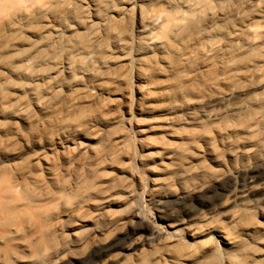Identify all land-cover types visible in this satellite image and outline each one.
I'll return each instance as SVG.
<instances>
[{
    "label": "bare ground",
    "instance_id": "1",
    "mask_svg": "<svg viewBox=\"0 0 264 264\" xmlns=\"http://www.w3.org/2000/svg\"><path fill=\"white\" fill-rule=\"evenodd\" d=\"M250 11L256 17L243 16ZM232 18L238 23L225 26ZM263 77L264 0H0V159L47 133L53 139L108 124L121 108L130 113L201 104ZM62 98L68 102L52 119L29 123L33 111ZM192 121L202 131L182 136L173 135V121L136 124L142 137L158 132L179 140L142 147L139 161L157 164L150 172L162 178L145 180L127 157L110 164L115 174L98 185L75 176L82 191L69 202L62 197L67 185L52 172L54 190L40 200L35 182L10 185L8 175L1 176L0 264L79 261L87 248L67 251L69 235L80 243L90 231L111 225L93 239V246L104 245L133 220L150 225L149 239L155 241L135 238L126 247L133 248L130 255L108 256L114 264H264V210L232 211L226 223L206 216L174 223L139 210L126 219L112 215L110 207L124 204V194H136L133 180L149 200L181 198L203 188L211 166L264 160V143L221 153L264 136V96L217 114L202 112ZM19 123L29 124L25 132ZM103 144L96 137L80 145L79 153ZM40 160L50 170L51 163ZM245 196L237 191L229 201ZM93 197L102 199L91 203Z\"/></svg>",
    "mask_w": 264,
    "mask_h": 264
},
{
    "label": "rangeland",
    "instance_id": "2",
    "mask_svg": "<svg viewBox=\"0 0 264 264\" xmlns=\"http://www.w3.org/2000/svg\"><path fill=\"white\" fill-rule=\"evenodd\" d=\"M256 15L257 13L252 11L243 14L247 18L256 17ZM237 23L238 21L232 18L225 26H232ZM2 33L4 34V30L1 31ZM128 71L131 80L134 82V69L131 65L128 67ZM259 80L258 84H254L256 80L249 79L243 82V90L234 91L228 96L206 98L201 104L177 102L175 108L164 107L141 112L132 110L130 113L121 108L118 115L108 124L90 125L78 132L53 139L47 138L49 133L44 134L40 140L22 144L14 154L0 159V178L8 175L6 178L10 185L35 182L37 184L35 189L40 200L45 192L54 190L55 185L49 180L52 172L57 176L58 181L67 185L62 197L69 202L76 200L82 191L81 186L74 184L75 176L85 178L89 184L98 185L102 180L115 174L108 167L110 164L123 163L127 157L131 158L133 168L144 174L145 180L162 178V176L153 175L150 172L151 167L159 168L157 164L139 161L142 156V147L163 146L169 143L177 144L179 140L158 132H151L142 137L137 132L136 124L157 125L163 120H167L173 121V135L198 134L202 129L195 127L192 120L202 112L217 114L240 102L264 96V77ZM108 82L112 83V81ZM67 102V99L62 98L55 106L43 112L33 111L29 123H41L46 119H52L65 108ZM28 126L29 124L19 123L17 128L21 132H25ZM13 132L11 129L8 131L9 134H13ZM96 137L102 138L104 144L95 151L80 155V145L88 143ZM262 143H264V136L247 144L223 147L221 153L227 154L236 150L253 148ZM42 157L51 163L50 170L44 168L43 162L40 160ZM103 158H105V162L99 167L96 161ZM106 158H108L107 161ZM226 168L211 166L209 173L212 175H207L208 178H205L203 188L199 192H189L181 198L160 199L154 197L149 200L147 191L140 190L138 182L133 180L132 186L136 190V194L130 197H126L127 195L124 194L125 203L119 206L112 205L110 207L111 213L115 218L126 219L133 211L139 210L144 216L159 215L174 223L195 221L201 216L209 217L215 222L226 223L229 222L227 216L232 211H244L248 215H256L260 210H264V160L249 163L246 161H238L235 164L227 163ZM41 189H43L42 192ZM237 191L243 192L246 196L235 203H231L229 199ZM22 195L24 196V193ZM101 199L102 197H93L91 203H99ZM243 206L251 208L244 209ZM158 223L161 224V222ZM111 229V225H105L98 231H90L80 243L76 241L75 237L69 235L67 251L86 247L87 253L79 261L66 260L62 264H114L108 260L109 255L113 253H120L121 257L130 255L133 248L127 249L126 247L135 238L143 237L148 240L152 234L150 225L139 220H133L120 234H116L106 244L92 245L94 238L101 236V234H107ZM29 237L27 235L25 238ZM154 241L155 239H149L148 243ZM217 245L220 250V244Z\"/></svg>",
    "mask_w": 264,
    "mask_h": 264
}]
</instances>
